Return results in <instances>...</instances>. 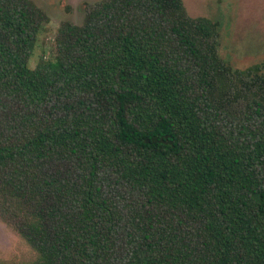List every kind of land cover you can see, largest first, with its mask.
I'll use <instances>...</instances> for the list:
<instances>
[{
	"label": "trees",
	"instance_id": "1",
	"mask_svg": "<svg viewBox=\"0 0 264 264\" xmlns=\"http://www.w3.org/2000/svg\"><path fill=\"white\" fill-rule=\"evenodd\" d=\"M47 23L0 0V222L29 264H264V61L183 0H100L30 68Z\"/></svg>",
	"mask_w": 264,
	"mask_h": 264
},
{
	"label": "rangeland",
	"instance_id": "2",
	"mask_svg": "<svg viewBox=\"0 0 264 264\" xmlns=\"http://www.w3.org/2000/svg\"><path fill=\"white\" fill-rule=\"evenodd\" d=\"M44 10L48 23L42 28L29 67L39 60L49 61L59 25L70 21L79 25L85 4L100 0H32ZM191 17H206L220 22L221 55L233 66L245 68L264 61V0H183ZM37 259L35 251L12 229L0 222V263L29 264Z\"/></svg>",
	"mask_w": 264,
	"mask_h": 264
}]
</instances>
